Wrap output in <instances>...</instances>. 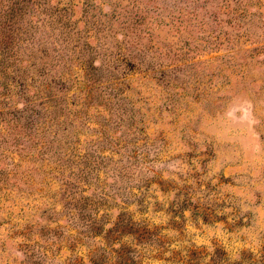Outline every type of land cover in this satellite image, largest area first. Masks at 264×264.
<instances>
[{
  "label": "rangeland",
  "instance_id": "obj_1",
  "mask_svg": "<svg viewBox=\"0 0 264 264\" xmlns=\"http://www.w3.org/2000/svg\"><path fill=\"white\" fill-rule=\"evenodd\" d=\"M0 264H264V0H0Z\"/></svg>",
  "mask_w": 264,
  "mask_h": 264
}]
</instances>
